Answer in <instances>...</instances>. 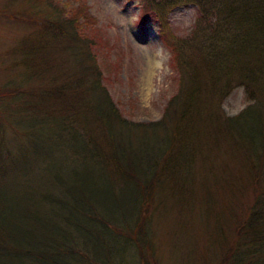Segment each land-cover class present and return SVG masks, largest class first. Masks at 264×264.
<instances>
[{
  "label": "trees",
  "instance_id": "trees-1",
  "mask_svg": "<svg viewBox=\"0 0 264 264\" xmlns=\"http://www.w3.org/2000/svg\"><path fill=\"white\" fill-rule=\"evenodd\" d=\"M141 1L176 81L150 123L124 119L102 86L85 7L43 0L24 14L31 38L14 56L19 72L0 86V264H158L154 212L194 202L210 238L206 260L264 264V0ZM187 5L195 26L174 38L168 11ZM236 88L247 105L227 116L222 101ZM8 184L20 189L13 205ZM235 200L229 215L220 204Z\"/></svg>",
  "mask_w": 264,
  "mask_h": 264
},
{
  "label": "rangeland",
  "instance_id": "rangeland-1",
  "mask_svg": "<svg viewBox=\"0 0 264 264\" xmlns=\"http://www.w3.org/2000/svg\"><path fill=\"white\" fill-rule=\"evenodd\" d=\"M113 2L121 9V16L130 19L138 15L133 21L136 24L129 25L128 28L132 40L140 46H162L160 50L153 54L139 49L112 14L109 0H51L50 5L51 7L58 5L61 8L65 6L67 10L81 6L86 8L93 24L87 34H93L98 40L92 51L96 57L101 84L122 117L138 123L159 121L167 102L176 90L174 71L170 68V54L161 42L159 23L151 19L153 16H150V20L142 17L141 0H113ZM154 2L160 3L159 0ZM43 3V0H0V86L6 78L19 72L20 68L15 66L17 60L14 56L23 42L31 38L29 36L32 28L25 23L24 14L40 12L44 8ZM189 9L195 10L197 19L198 12L194 5L180 6L168 11V26L174 38L186 37L194 28L195 25L186 27L182 20L175 16L176 13ZM11 16L17 19L13 20ZM56 48L53 54H55V62L60 65L64 52ZM150 61H153L154 65L150 66ZM66 65L63 68L72 69L76 63L72 60ZM35 85L38 84L27 85V90H36ZM246 105L243 90L236 88L224 98L221 108L227 116H235ZM11 122L12 119L6 123L11 124ZM12 136L14 140V134L10 128H7L4 139L12 140ZM40 161L41 158L37 157L35 167ZM27 171L29 168H22L19 182H26ZM34 174L33 172L29 176L31 185L36 179ZM19 193V188H14L11 184L7 185L6 197L12 205ZM219 199L223 201L222 198ZM236 203L237 200L233 204L225 201L219 204L225 206L226 213L230 215L235 211ZM248 204L249 200L240 202L239 210L244 213ZM166 208L165 214L160 215L161 211L154 212V252L158 264H213L211 263L213 255L210 256V261L208 258L206 260V245L210 242V238L203 232L200 205L194 202L189 207L186 204L181 212L171 211L169 204ZM231 228L232 226L228 227ZM128 261L130 264H136L130 258Z\"/></svg>",
  "mask_w": 264,
  "mask_h": 264
},
{
  "label": "clouds",
  "instance_id": "clouds-1",
  "mask_svg": "<svg viewBox=\"0 0 264 264\" xmlns=\"http://www.w3.org/2000/svg\"><path fill=\"white\" fill-rule=\"evenodd\" d=\"M109 7L112 10V14L114 15V17L120 22L121 27L126 30L128 37L131 38V36L129 35L128 28H129V25H135L136 24L133 21L136 20L138 15H134L130 19L121 16L120 15L121 9L113 2V0H109ZM175 16L177 18H180L186 27H193L195 25V22H196L195 10L189 9V10H186L182 13H176ZM131 40H132V38H131ZM132 42L139 49L147 50L153 54L156 51L160 50V48L162 47V46H156V47L140 46V45H137L133 40H132Z\"/></svg>",
  "mask_w": 264,
  "mask_h": 264
},
{
  "label": "bare ground",
  "instance_id": "bare-ground-1",
  "mask_svg": "<svg viewBox=\"0 0 264 264\" xmlns=\"http://www.w3.org/2000/svg\"><path fill=\"white\" fill-rule=\"evenodd\" d=\"M155 64H157V63H155ZM151 65H154V64H153V61H150V66H151Z\"/></svg>",
  "mask_w": 264,
  "mask_h": 264
}]
</instances>
